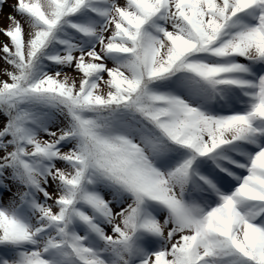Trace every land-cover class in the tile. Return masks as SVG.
<instances>
[{
  "label": "snow or ice",
  "instance_id": "snow-or-ice-1",
  "mask_svg": "<svg viewBox=\"0 0 264 264\" xmlns=\"http://www.w3.org/2000/svg\"><path fill=\"white\" fill-rule=\"evenodd\" d=\"M9 6L0 264H264V0Z\"/></svg>",
  "mask_w": 264,
  "mask_h": 264
},
{
  "label": "rangeland",
  "instance_id": "rangeland-1",
  "mask_svg": "<svg viewBox=\"0 0 264 264\" xmlns=\"http://www.w3.org/2000/svg\"><path fill=\"white\" fill-rule=\"evenodd\" d=\"M14 3H15V0H7V4L3 8V13L0 14V28H4L7 26L8 21H7L6 17L9 13L12 12V8L9 5H12ZM5 40H6V37H4L2 34H0V43L5 42ZM109 66H111L110 63H109ZM2 68H3V63L0 62V69H2ZM66 71L69 72V74H72L70 69L66 70ZM0 78H4V77H0ZM105 91H106V89H105ZM45 138H47V137H45ZM51 190L52 189H50V191ZM7 195L8 194L5 195V200H7Z\"/></svg>",
  "mask_w": 264,
  "mask_h": 264
}]
</instances>
